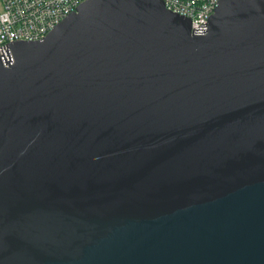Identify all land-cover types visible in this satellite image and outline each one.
<instances>
[{
	"label": "water",
	"instance_id": "obj_1",
	"mask_svg": "<svg viewBox=\"0 0 264 264\" xmlns=\"http://www.w3.org/2000/svg\"><path fill=\"white\" fill-rule=\"evenodd\" d=\"M7 51L0 264H264V0H86Z\"/></svg>",
	"mask_w": 264,
	"mask_h": 264
},
{
	"label": "built area",
	"instance_id": "obj_2",
	"mask_svg": "<svg viewBox=\"0 0 264 264\" xmlns=\"http://www.w3.org/2000/svg\"><path fill=\"white\" fill-rule=\"evenodd\" d=\"M86 0H0V56L19 40H42ZM172 12L189 17L201 33L221 0H163Z\"/></svg>",
	"mask_w": 264,
	"mask_h": 264
}]
</instances>
